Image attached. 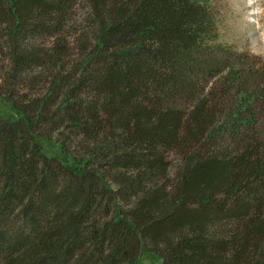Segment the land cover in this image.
<instances>
[{"label": "trees", "instance_id": "1", "mask_svg": "<svg viewBox=\"0 0 264 264\" xmlns=\"http://www.w3.org/2000/svg\"><path fill=\"white\" fill-rule=\"evenodd\" d=\"M84 1L0 0V264H264V71L211 0Z\"/></svg>", "mask_w": 264, "mask_h": 264}, {"label": "rangeland", "instance_id": "2", "mask_svg": "<svg viewBox=\"0 0 264 264\" xmlns=\"http://www.w3.org/2000/svg\"><path fill=\"white\" fill-rule=\"evenodd\" d=\"M211 1L217 16V42L226 45L231 52L248 54L247 60H253L257 65L256 69L264 71V0ZM71 6L75 17L82 18L85 15L87 8L84 0H72ZM77 21L82 22V19ZM45 42L48 47H51L55 41L54 38H48ZM68 53H74V51L69 50ZM10 59L6 50L0 51V98L9 95L6 72L10 68ZM35 66L40 67L39 65ZM44 84L42 75L35 73L27 83H22L11 97L20 104L22 100L26 99L27 101L32 98L31 94L43 93ZM0 116L14 119L18 117V114L8 105L0 103ZM169 159L172 164L171 175H173V172L176 173L181 159L175 153L170 154ZM138 264H162V260L144 249Z\"/></svg>", "mask_w": 264, "mask_h": 264}]
</instances>
